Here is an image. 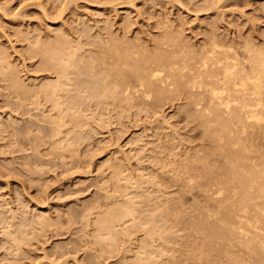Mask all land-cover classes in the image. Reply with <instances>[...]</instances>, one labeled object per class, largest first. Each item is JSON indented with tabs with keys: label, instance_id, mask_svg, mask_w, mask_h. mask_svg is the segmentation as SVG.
Here are the masks:
<instances>
[{
	"label": "rangeland",
	"instance_id": "374dc122",
	"mask_svg": "<svg viewBox=\"0 0 264 264\" xmlns=\"http://www.w3.org/2000/svg\"><path fill=\"white\" fill-rule=\"evenodd\" d=\"M2 2H0L1 3L0 7L2 5V9H1L2 11L0 10V39H1L0 44L3 45L5 43L4 46L6 47L1 45L0 46L4 48H8L9 51L8 50L7 51L9 52V54L13 51L11 53L12 55L10 54V56L12 57V59H14V61L17 60L15 61L17 63L21 61L22 65L21 63H18V65H20L19 66L20 69L24 67L22 69L21 74L22 76L25 75L24 78L27 77L26 80H28V78H29L28 81L32 80L31 82H38L40 79L43 78L42 76L48 74L47 72L48 69L39 67V65L41 66V63H38L41 62L38 61V59L41 58L39 55H37V57L34 55L31 60L30 54L32 55L31 52L33 50L32 51L30 50L32 48H35L33 46L36 45L35 43L38 40L37 36L38 37L40 36L39 38L40 40H42V38L44 39L46 38L47 40V38L53 39L54 37H58L66 33L65 36L71 38L75 43L74 45L79 44L82 46L80 50V55L83 56L86 55L88 56L91 53H97V52L98 54L99 52L101 54L103 53V51L106 52L111 48V46L115 45L112 48L119 47L121 50L127 49V51L132 52V54L142 53L143 50V52H146L147 54L148 52H150L149 54L160 55V54H156V52L160 53V51L164 50L166 53L164 52L162 53L165 54L166 57H164L163 60L166 61L168 59L167 55L172 54V53L167 54L168 52L185 53L191 50L199 51L203 47V45L208 44L213 39V37H216L217 40L226 44L229 43V44L240 45L245 41H247L248 39H249L248 41L255 43L257 45L264 44V0H71V2L70 0L68 1L67 0L64 1L63 0H2ZM4 3L6 7L4 6ZM41 9L44 10V12H42ZM4 10L6 11L4 12ZM45 11H46L45 16L48 15L46 17L44 16ZM15 14H18L16 15L17 17H14ZM19 26L20 27L22 26V28H20ZM33 27L37 31H34ZM26 29H30V30L27 31ZM39 29H41V32H38L40 31ZM17 30H21V32H18ZM14 31L16 34L19 33L21 36L19 34L16 35ZM22 31H24V33L26 32L25 33L26 36L22 37L23 35ZM167 31L169 32L167 33ZM171 32H175V33L170 34ZM49 33L51 34V37L49 36L50 35ZM56 33L58 34V36L54 35ZM41 35L43 37H41ZM167 38H169L170 40ZM163 39H165L166 42L164 40L162 43L161 41ZM22 40H23V44L21 42ZM175 40L177 41L180 40V41L177 42ZM106 41L109 43H106ZM172 41L173 43H171ZM175 42L176 45H174ZM29 44H32L33 46L30 47L28 46ZM165 44L168 46H166ZM12 45L16 46L15 48L18 53H16L15 49H13L14 46ZM26 45L30 48H28ZM121 45H123V47L125 48H123ZM23 47H26V49ZM18 48L20 52L18 51ZM176 48L179 49V51ZM26 50L30 52L27 53ZM21 53H25V54L23 55ZM27 66L29 67V69ZM98 67L99 66H96L97 72H99L100 70V67L99 68ZM26 68L28 71L26 70ZM31 70L33 71L29 72ZM39 70L42 72H40ZM87 76L88 74L84 73L80 76V79L93 80L92 77L90 76L87 77ZM1 78L2 76H0V81H1L0 82V121H1L0 122L1 125L0 126V196H2L0 197V205H1L0 206V213H1L0 214V218H1L0 262L1 263L0 264H5V263L10 264L11 262H13L11 264H14L15 262H16L15 264H74V263L136 264L135 261H133L134 260L133 257L136 251H138V249H140V246L143 245L144 243L145 245L148 244L147 245L148 247L149 246L152 247V248L149 247V249L153 250L154 251L153 253L156 254L153 255L156 258L153 259L156 262L153 264H229V263L250 264L252 263L249 262L252 259L248 258L251 256L246 252L241 251L239 248H237L238 246H236L237 249L234 246L229 247L228 251L230 252V250H232L233 254L232 252L230 253L227 252L228 255L225 253L222 254L223 252L219 253V251L215 253L216 245L214 244L213 246L210 247L208 246V244L205 245V241H203L204 234H202L199 231V227H197L198 226V224H196L197 221L199 222L200 219L203 220L206 219L201 217H208L207 215L209 214V212L215 213L220 211L219 207L216 205L218 201L217 196H221V195L216 190H214L216 189V185L210 183L209 180L210 178L214 177L217 174L218 169L220 170L221 166L223 165L224 157L220 153L221 148L219 149V146L220 147L222 146L220 145V143L221 144L223 143L222 142L219 143L218 140L219 138L216 137L217 134L214 136L213 133H211L212 129L209 130L205 127V125L204 126L202 125V122L204 123V121L200 116V112L198 113V111L190 110L187 104L190 97L186 93V89H182V88H181L182 90L175 89L176 91L174 90L170 92L171 94H169L162 101L159 102L154 100H149L150 101L149 102L148 100H145V98L143 99L142 96L139 97L134 96L133 99L134 101L129 103L131 106L128 105L127 100L126 101L123 100L121 96L120 97L116 96L118 98L114 96L109 97L108 100H106L107 101L106 102L105 100H101L100 98L95 97L93 95L89 96L87 95L86 91H84L83 94H85L84 96L85 98H87L86 102H88V106H86L82 111L83 112L82 116L84 117V119L82 120L81 126L80 124H73V122L70 121L68 125L69 127L66 125L62 127L63 132L61 134L62 135L61 138L59 137V139H62V137L64 136L63 138L64 141L62 140V142H60V140H57L56 142L57 144H55L54 139H52L53 137L52 135L55 131L56 125L52 124L53 122H51V118L49 117L50 115L51 116L56 115L57 113L56 110L52 111L51 109V111H49L50 107L48 106L49 107L48 108L46 106L48 103L46 102L47 103L46 104L45 100H43V103L40 105L38 104V102H36V100L34 101V99H30L31 101L26 99L18 100L17 95H15L16 93H14L12 89H9L8 83L6 84L4 80H1ZM3 89L4 91H6V93L3 91ZM173 92H176L175 95H173ZM12 94L13 96L14 95L15 96L13 97ZM4 95L8 96L7 101ZM91 97H95V98H92L93 100H91ZM114 98L116 99L115 102H113ZM165 100L168 102L166 103ZM27 101L29 102V104ZM94 101H96V103ZM118 102L119 103L122 102V105L119 104ZM21 103H23V105ZM107 103L109 105H106ZM140 103L145 106L141 105ZM45 112L48 113L46 116H45ZM91 113L92 115H94V118L97 117L95 118V120H97L99 116L104 118H99L98 120L100 121L96 123V121L92 118V116H90ZM95 113L96 115L97 114L98 115L96 116ZM36 114H38L39 117L38 115L36 116ZM87 118L89 119L88 121L90 122L87 121ZM10 120L11 122H9ZM164 120H166V122ZM40 122L42 125L39 124ZM83 122L85 124L89 123V125H85L83 124ZM36 125L38 127H36ZM48 125L49 126L52 125L51 127L53 128L48 127ZM70 126H72L73 128H71ZM22 127L25 129H23ZM67 128H71L73 132L71 131V129H69L71 132H66L68 130ZM48 130L51 133L48 132ZM206 130H208V132L210 133L205 132ZM2 131L3 134H1ZM24 131L27 133L26 136L24 135L26 134L24 133ZM31 131L32 132L35 131V133H32ZM29 132H31L32 134ZM18 133H20L19 134L20 136L18 135ZM65 134L69 138L66 137ZM79 134H81V136H79ZM37 136L41 138H37ZM24 137L26 138L24 139ZM22 138L24 139V141ZM213 138H217V139H213ZM66 141L68 142L71 141V143L70 142L66 143ZM50 146H53V148ZM73 146L74 148L70 149V147ZM63 148H66L67 151H65ZM48 150L52 155L48 153ZM59 153L61 155H59ZM34 154L37 155L40 154V155L36 156ZM70 154L72 156H70ZM203 155L205 157H202ZM35 156L37 158H35ZM125 158H126L125 160L126 162L124 161ZM197 158H199V160ZM206 160L208 161L206 162ZM119 162L120 164L123 163V165L122 164L120 165ZM111 163L113 165H111ZM107 164L110 166H107ZM42 166L44 168H42ZM115 168L123 174L122 176L130 177V178L129 177L126 178L121 176L120 182L123 183V185L126 184L124 180L128 182L132 181L131 183H127L125 186H123L125 188L122 190H126L127 188H129V192L132 191L130 193L131 195L134 194L139 195L140 198L143 199L144 204L142 203L143 206H141V208L143 209L145 207L144 208L146 209L145 213H148L147 211H149L151 216L153 214L156 215V217H159V214L156 213H160L161 211L159 210H162L163 206L165 208L166 207L165 205L167 203L171 205V210L180 212L178 216L179 221L177 223L174 224L172 220H168L169 222L167 225L169 226L173 224L172 228L174 229L172 231H169L173 233L167 234L168 236L164 235L165 237L164 239L167 240H164L163 242V239L162 240L159 239L156 240L157 241L156 242L153 239H150L151 237L149 236H147L148 238H146L144 233L145 230L143 229L139 230L140 228L132 227V228H127V229H131V230H127L128 233L126 231H123L122 232L123 234L120 235L121 238L118 241L119 244L121 243H122L121 245L126 244V246H120L118 244L110 247L109 245L101 246L94 241L95 237L98 235V232L100 230L96 231L98 229H97V225L93 224L92 222L93 219L95 220L98 211H103L104 209H106L108 205H110V203H112L116 199L112 196V194L115 193L114 190L112 189L114 185L113 183L114 180L112 179H114L115 177L114 175H111V174H115V172L113 171ZM191 168L192 171L190 170ZM30 169L32 170L30 171ZM127 170L129 172H127ZM141 171L142 174L140 175L139 173ZM123 172L124 173L127 172V173L124 174ZM203 173H207V174H203ZM137 176L139 177L136 178ZM148 177L150 178L149 182L147 181ZM205 178L208 179L204 180ZM134 179L136 181L138 180L139 181L134 183L135 182ZM188 179L189 181H187ZM191 179H193V181ZM109 180L112 181L109 182ZM142 183L144 185H142ZM146 183H150V184H146ZM154 184L157 186H153ZM138 186L141 188H139ZM107 187H109V189H107ZM153 189H155L156 191ZM136 190L138 191L136 192ZM212 190H214L215 193ZM111 192L113 193L111 194ZM140 192L141 194H139ZM155 192L158 194H156ZM205 193H207L206 197H205ZM150 195L152 197H150ZM125 196L126 194L122 195L121 198L117 197V199L119 198L124 199L123 197ZM154 196H158V198ZM169 196L171 197L169 198ZM98 198L101 200H99ZM105 198L110 200V202ZM144 198L147 199L151 198V199L146 200ZM215 198H217V200L212 201L215 200ZM90 200L94 202L92 203ZM88 206L90 209L87 208ZM146 206H150V207H146ZM208 207H210L211 209H208ZM87 209H89L88 211L94 209L90 212L93 216L88 215L90 213L86 212ZM38 212L40 215L38 214ZM184 212H186V214ZM41 213L42 214L45 213L46 215L45 214L43 215L46 217H44ZM13 214L15 218L17 217L16 221L15 218L12 216ZM72 215H74L75 218ZM35 216H37L36 217L37 220H39L40 218L39 216H41L45 220L50 222L43 221L44 222L43 224L33 223L32 225L31 224L32 220H36ZM86 216H90V218ZM2 218H4V220ZM19 218H22L23 220L22 219L19 220ZM50 218L53 220H51ZM71 218L73 219L72 221L69 220ZM193 218L194 219L196 218L198 220L195 219L194 221H192ZM54 219L58 221L57 223H55L56 225L52 224L56 222ZM87 219H89L88 223H87ZM81 220L83 221L81 222ZM3 221L5 223H3ZM189 221H192L190 222L192 224H190ZM85 222L87 225L85 224ZM18 223L21 226L23 225L25 228L21 226L19 227ZM46 223L50 225L47 226ZM126 223H127L126 225H124V223H121V225H117V229L121 227L120 229L126 230L125 227L127 225H130L128 224L129 222ZM4 224L6 225V227ZM7 224L10 228L7 226ZM35 224H37V226ZM26 225L28 227H26ZM43 225L45 226L43 227ZM94 225L96 227H94ZM46 226L49 227L50 229L47 228ZM87 226L89 228H87ZM19 228L22 229L20 230ZM3 229L5 230L3 231ZM24 230L28 233L29 238H27L28 235L25 238L24 237L25 235L24 236L22 235L23 236L22 237L19 234ZM92 230L95 231L93 232ZM122 230H120V232ZM8 231L13 232L14 234L16 232V236L17 234L18 236L20 235V238H22L20 241L22 242L23 240L22 243L24 244L31 242V246H29L30 245L29 243L22 245V243L20 242L21 249L24 248L23 252L25 251L26 255L28 253L27 256L21 254L23 253L21 249L19 250L20 253L16 250L17 247L16 248L14 247L15 246V244H13L14 242H12L11 238L7 236ZM29 233H33V234L30 235ZM34 233L37 235H34ZM39 233L41 237L37 238L40 236ZM177 233H180V235H178ZM99 234H101V232H99ZM32 238L34 240L31 241ZM145 238L150 240L146 241ZM121 239L122 240L124 239V241H121ZM125 240H127L126 243H123L125 242ZM139 240L141 241V243ZM136 242H138V244ZM25 246L30 251V255H29V251L25 250L26 249ZM99 246L104 247L102 248L103 250ZM117 246H120V248ZM154 246L156 247V250ZM200 246H202V248ZM111 247H113V249ZM121 248L122 250H119ZM171 248L172 249L174 248L173 251H171L172 250ZM188 248L190 250H188ZM207 248H209V250H213V249L215 250L210 252ZM95 249L96 251L93 252V250ZM133 249L135 250V252L133 251ZM9 250L12 254L9 252ZM237 250L239 255L237 254ZM128 251L132 253H128ZM156 251H159V253H157ZM161 251L162 252L164 251L165 253H162ZM240 252L241 253L244 252V253L241 254ZM18 253L21 256H19ZM208 253H210L209 254L210 256H208ZM15 254H18L17 257ZM203 254H205V257ZM7 255L10 257H8ZM170 255H172L173 257ZM233 255L234 257H231ZM216 256H218V259H216L217 258ZM206 257L209 258L207 259ZM230 257L233 259L228 260ZM96 258L98 259L97 261ZM241 258L243 259L241 260ZM236 259L239 261H237Z\"/></svg>",
	"mask_w": 264,
	"mask_h": 264
},
{
	"label": "bare ground",
	"instance_id": "6f19581e",
	"mask_svg": "<svg viewBox=\"0 0 264 264\" xmlns=\"http://www.w3.org/2000/svg\"><path fill=\"white\" fill-rule=\"evenodd\" d=\"M0 2H2V0ZM70 2H71V0H70ZM66 3H68V2H66ZM4 6H5V3H4ZM1 9H2V5L0 7V10ZM42 9H43V7H42ZM5 11L6 10H4V12ZM42 12H44V10H42ZM45 14H46V11L44 13V16H45ZM16 15H18V14H15L14 17H17ZM46 16H48V15H46ZM20 28H22V26ZM33 29H34V27H33ZM26 30L28 31L30 29H26ZM39 30L40 31H38V32H41V29H39ZM62 30H64V29H62ZM17 31L21 32V30H17ZM34 31H37V30L34 29ZM168 32L169 31H167V33ZM14 33H15V31H14ZM22 33H23L22 37L26 36V34H25L26 32L24 33V31H22ZM51 33H53V32H51ZM61 33H59V34H61ZM172 33H175V32H171L170 34H172ZM18 34L19 33H17L16 35H18ZM29 34H31V33H29ZM65 34L58 36V34L56 33L54 35H57L58 37H54L53 39L47 38V40H46V38L45 39L42 38V40H40L39 39L40 36L39 37L37 36L38 40L35 43L36 45L33 46L32 44H34V43L28 45L30 47H32V46L35 47V48H32L30 50V51L33 50L31 52L32 55L30 54L31 60H32V57L34 55L36 57H37V55H39L41 57V58L39 57L40 59L37 58L38 61H41V62H38V63H41V66L38 64L39 67L44 68V69H48V71H47L48 74L45 76H42L43 78L40 79L39 81L37 80L38 82H31L32 80L28 81L29 78H28V80H26L27 77L24 78L25 75L22 76V74H21L22 69L24 67L22 69H20V67H19L20 65H18V63H21V61L18 63L15 62L17 60L14 61V59H12V57L10 56V54L13 51L9 54V52H8L9 49L4 48V47H6V46H4L5 43L3 42L4 43L3 45L0 44L1 46H4V47L0 46V74H1L0 76H2L1 80H4L6 84L8 83L9 89H12V91H14V93H16L15 95H17V99L18 100L19 99L20 100L21 99L22 100L23 99H26V100L34 99V101L36 100V102H38L39 105L43 103V100H45V103L46 102L48 103V104L46 103L47 104L46 106L50 107V108L48 107L49 111H51V109H52V111L56 110V112H57L56 115H53L54 114L53 113L52 114L53 116L50 115V117H49V118H51V122H53L52 124L56 125L55 131L52 135L53 136L52 139H54L55 144H57L56 143L57 140H60V142H62L64 136L62 137V139H59V137L61 138V136H62L61 135L63 132L62 127L65 125L68 126L70 121L73 122V124H80V126H81L82 120L84 119V117L82 116V113H83L82 111L86 106H88V102H86L87 98H85V96H84L85 94H83L84 91H86L87 95H89V96L93 95V96L98 97L101 100H105V101L108 100L109 97H113V96L114 97H116V96L120 97L121 96V98L125 101L127 100L128 105H130L129 103L134 101L133 100L134 96H136V97L142 96L143 99L145 98V100H148V101L154 100V101L159 102V101H162L166 96L171 94L170 92L174 91L175 89L176 90H179L181 88L186 89V93L190 97L189 101L187 102L190 110L198 111V113L200 112V116L202 117V119L204 121V123L202 122V125L203 126L205 125V127L209 130L212 129L211 133H213L214 136L217 134L216 137L219 138L218 139L219 143L220 142L223 143V144L220 143V145H222L221 147L219 146V149L221 148L220 153L224 157L223 165L222 166L220 165L221 166L220 170L218 169L217 174L214 177L210 178V180H209L210 183L216 185V189H214V190H216L221 195V196H217L218 201H217V205H216L219 207L220 211L215 212V213L209 212V214L207 213L208 217H201L204 219L206 218L205 220L200 219L199 222L198 221L196 222V224H198L197 227H199V231L202 234H204L203 235V237H204L203 241H205V245L208 244L209 247L213 246L215 244L216 245L215 246V249H216L215 253L217 251H219V253L223 252L222 254L225 253L227 255H228L227 252H229L228 251L229 247L234 246L236 248V246H238L237 248H239L241 251H244L251 256V257H248V258L252 259L250 261L248 260L249 262H252L250 264H264V44L263 45H257L255 43L248 41L249 39L240 45L229 44V43L226 44V43H223V42H220L219 40H217L216 37H213V39L208 44H206V45L202 44L203 47L201 46L202 48L199 51L191 50V51L185 52V53L168 52L167 54H169V53H172V54L167 55L168 59L166 61V60H163L164 57H166L165 54L162 53V52L166 53L164 50L160 51V53L156 52V54H160V55L149 54L150 52H148V51H147L148 52V54H147L146 52H143V50H142V53H136V54L133 53L132 54V52L127 51V49L121 50L119 47L112 48L115 45L111 46V48L108 51H106V52L103 51V53H101V54H100V52H99V54L97 52V53H91L88 56L87 55L83 56V55H80V50H81L82 46L79 44L74 45L75 43L73 42V40L71 38L66 37ZM12 35H14V34H12ZM181 35H183V34H181ZM1 36H3V35H1ZM49 36L51 37V34ZM41 37H43V36L41 35ZM168 37H170V36H168ZM16 39H18V38H16ZM167 39H169V38H167ZM172 39H174V38H172ZM23 40H24V38H23ZM23 40L21 41L22 44H23ZM25 40H26V38H25ZM164 40L165 39H163L161 42L163 43ZM183 40H184V38H183ZM175 41H177V40H175ZM178 41H180V40H178ZM15 42H13V43H15ZM31 42H34V41H31ZM165 42H166V40H165ZM81 43H83V42H81ZM106 43H109V42L106 41ZM124 43H126V42H124ZM171 43H173V41ZM171 45H173V44H171ZM174 45H176V42L174 43ZM12 46H14V45H12ZM121 46L123 47V45H121ZM166 46H168V45H166ZM186 46H187V44H186ZM15 47L16 46H14V48L13 47H11V48L15 49V51H16ZM30 47H28V48H30ZM169 47H171V46H169ZM23 48L26 49V47H23ZM123 48H125V47H123ZM139 48H141V47H139ZM173 48H175V47H173ZM177 50L179 51V49H177ZM184 50H185V48H184ZM18 51H19V48H18ZM26 51H27V53L30 52L28 50H26ZM21 52H23V51H21ZM33 52H34V54H33ZM16 53H18V52L16 51ZM21 54L24 55L25 53H21ZM25 57H26V55H25ZM21 58H24V57H21ZM25 64H23V65H25ZM36 64H37V62H36ZM21 65H22V63H21ZM96 66L100 67L99 72L96 71ZM28 69H29V67H28ZM26 70H27V68H26ZM32 71L33 70H31L29 72H32ZM40 72H42V71H40ZM43 72H44V70H43ZM84 73H86V74H88V76L92 77L93 80H85V79L82 80V79H80V76ZM36 74H38V73H36ZM35 79H33V80H35ZM2 83H3V81H2ZM2 86H3V84H2ZM3 91H4V89H3ZM73 91H74V93H73ZM4 92L6 93V91H4ZM175 93L176 92H173V95H175ZM12 96H13V94H12ZM180 96H181V94H180ZM4 97L7 101L8 96L4 95ZM95 97H91V100H93L92 98H95ZM118 97H116V98H118ZM182 97H184V96H182ZM110 99H112V98H110ZM115 100L116 99L114 98L113 102H115ZM17 101H16V103H17ZM94 102L96 103V101H94ZM136 102H138V101H136ZM165 102L167 103L168 101L165 100ZM21 104L23 105V103H21ZM28 104H29V102H28ZM119 104L122 105V102ZM153 104H155V103H153ZM103 105H104V103H103ZM106 105H109V104L107 103ZM141 105H143V104H141ZM125 106H127V105H125ZM143 106H145V105H143ZM24 107H22V108H24ZM19 108H20V106H19ZM89 108H90V106H89ZM122 108H123V106H122ZM89 112H92V111H89ZM38 114H40V113H38ZM38 114H36V116ZM47 114L48 113L45 112V116ZM95 115H96V113H95ZM188 115H189V113H188ZM45 116H43V117H45ZM90 116H92V118L94 120H95V118H97V117L94 118V115H92V113ZM23 117H25V116H23ZM38 117H39V115H38ZM194 117H195V115H194ZM40 118H41V116H40ZM99 118H104V117L99 116ZM98 119L95 120L96 123L98 121H100ZM105 119H107V118H105ZM88 120L89 119L87 118V121ZM194 120H196V119H194ZM102 121H103V119H102ZM164 121L166 122V120H164ZM9 122H11V120ZM88 122H90V121H88ZM39 124H41V122ZM83 124H85V123L83 122ZM85 125H89V123H87ZM51 126L48 125V127H51ZM80 126H77V127H80ZM94 126H95V124H94ZM36 127H38V126L36 125ZM70 127L73 128L72 126H70ZM51 128H53V127H51ZM71 128H67L68 130L66 132H71L72 131ZM85 128H87V127H85ZM1 129H2V127H1ZM23 129H25V128H23ZM23 129H22V131H23ZM69 129H71V131ZM37 130H40V129H37ZM4 131H5V129H4ZM25 131H24V133L27 132V131L26 132ZM13 132H15V131H13ZM31 132H29V133H31ZM48 132H50V131L48 130ZM205 132H208V130H206ZM32 133H35V131ZM40 133H42V132H40ZM208 133H210V132H208ZM1 134H3V131ZM19 134L20 133H18V135ZM45 134H48V133H45ZM11 135H13V134H11ZM21 135H22V133H21ZM24 135L26 136L27 133ZM79 136H81V134H79ZM5 137H7V136H5ZM66 137H68V136L66 135ZM25 138L26 137H24V139ZM37 138H41V137L37 136ZM49 138H51V137H49ZM78 138H80V137H78ZM24 139H23V141H24ZM74 139H77V138H74ZM213 139H217V138H213ZM218 140H216V141H218ZM19 141H20V139H19ZM69 142L71 143V141H69ZM69 142L66 141V143H69ZM21 143H22V140H21ZM80 143H82V142H80ZM69 145H71V144H69ZM47 146H49V145H47ZM50 147L53 148V146H50ZM37 148H39V147H37ZM71 148H74V146L70 147V149ZM58 149H59V147H58ZM63 149L65 151H67L66 148H63ZM49 150H51V149H49ZM49 150H48V153H50ZM60 153H59V155L62 154V153L61 154ZM55 154H57V153H55ZM34 155L38 156L40 154H38V155L34 154ZM36 156H35V158H37ZM41 156H43V155H41ZM53 156H55V155H53ZM70 156H72V155L70 154ZM125 157H127V156H125ZM202 157H205V156L203 155ZM202 157H200V158H202ZM208 157H210V156H208ZM120 158H122V157H120ZM62 159H65V158H62ZM68 159H70V158H68ZM197 159L199 160V158H197ZM116 160H118V159H116ZM125 160H126V158L124 159V161ZM207 161L208 160H206V162ZM211 163H214V162H211ZM119 164H120V162H119ZM121 164L123 165V163H121ZM32 165H34V164H32ZM37 165H39V164H37ZM111 165H113V164L111 163ZM196 165H199V164H196ZM107 166H110V165L107 164ZM115 166H118V165H115ZM217 166H219V165H217ZM30 167H32V166H30ZM178 167H179V165H178ZM42 168H44V167L42 166ZM182 168H184V167H182ZM202 168H204V167H202ZM185 169H186V167H185ZM194 169H196V168H194ZM31 170L32 169H30V171ZM116 170H117L116 168L113 170L115 172V174H111V175H114V177H115V178L113 177L114 179H112V180H114V182H113L114 188L112 187V189L114 190L115 193H118V194H115V193L112 194L113 192H111L112 196L116 199L114 200L112 198L114 201L111 200L113 202L110 203V205H108L106 207V209H104L103 211H98L95 220L93 219V221H92L93 224L97 225L98 230H96V231L100 230L99 232H101V234H99V232H98V235L95 237V240L94 239L93 240L98 245H101V246L109 245V247H110V246H115L117 244L120 246H126V244L125 245H121L122 243L119 244L118 241L121 238L120 235L123 234L122 232L126 231L128 233L127 230H131V229H127V228H132V227L133 228H135V227L140 228L139 230H141V229L145 230V232L144 231L143 232L145 233L146 238H148L147 236H149V237H151L150 239H153L154 241L159 240V239H161V240L163 239V242H164V240H167V239H164L165 238L164 235L173 233V232H169V231H172L174 229V228H172L173 224H171L169 226L167 225L169 222L168 220H172L174 222V224L177 223L179 221L178 216H179L180 212L175 211V210L174 211L171 210V205H169L167 203L165 205L166 206L165 208L163 206L162 207L163 209L159 210V211H161L160 212L161 214L156 213V214H159V217H156V215H153V214L151 216L149 211H147L148 213H145V211H146V209H144L145 207L143 209L141 208V206H143V204H144L143 199H141L140 196L137 194L131 195L130 193L132 191L129 192V188H127L126 190H122L125 188L123 186H125L127 183H131L132 181L128 182V181L124 180V182H126V184L123 185V183L120 182L121 176L123 174L119 170H117V172H116ZM190 170L192 171V168ZM174 171H175V169H174ZM127 172H129V171L127 170ZM127 172H125V173L123 172V173L126 174ZM206 172H207V170H206ZM178 173H180V172H178ZM139 174L141 175L142 171ZM203 174H207V173H203ZM175 175H173V176H175ZM122 177L127 178L129 176H122ZM138 177L139 176H137L136 178H138ZM179 178H180V176H179ZM109 179H111V178H109ZM206 179H208V178H205L204 180H206ZM112 180H109V182ZM132 180H133V178H132ZM142 180H144V179H142ZM149 180H150V178L148 177L147 181L149 182ZM191 180L193 181V179H191ZM138 181L135 180L134 183H136ZM187 181H189V179ZM161 183H163V182H161ZM106 184H108V183H106ZM138 184H140V183H138ZM146 184H150V183H146ZM212 184H210V185H212ZM142 185H144V184L142 183ZM109 186H110V184H109ZM153 186H157V185L154 184ZM213 187H215V186H213ZM139 188H141V187H139ZM161 188H164V187H161ZM161 188H159V189H161ZM107 189H109V187H107ZM155 189H153V190H155ZM214 190H212V191L214 192ZM137 191L138 190H136V192ZM212 191H210V192H212ZM109 192H106V193H109ZM217 192H216V194H217ZM125 194H126V196L123 197L124 199H120L122 197V195H125ZM139 194H141V192ZM156 194H158V193H156ZM206 194L207 193H205V197H206ZM147 195H149V194H147ZM163 196H165V195H163ZM166 196H168V195H166ZM0 197H2V196H0ZM106 197H108V196H106ZM117 197H120V198L117 199ZM150 197H152V196L150 195ZM154 197L158 198V196H154ZM170 197L171 196H169V198ZM160 198H162V197H160ZM160 198H159V201H160ZM173 198H175V197H173ZM217 198H215V200H212V201H216ZM110 199H111V197H110ZM144 199L149 200L151 198H148V199L144 198ZM163 199H161V200H163ZM99 200H101V199H99ZM106 200H108V199H106ZM94 201H95V199H94ZM94 201H91V202L93 203ZM108 201L110 202V200H108ZM209 201H211V200H209ZM96 205H99V204H96ZM201 205H203V204H201ZM104 206H106V205H104ZM101 207H103V206H101ZM101 207H100V209H101ZM146 207H150V206H146ZM87 208H89V206ZM153 208H156V207H153ZM173 208H175V207H173ZM178 208H180V207H178ZM11 209H13V208H11ZM89 209H87V211L86 210L85 211L90 213L92 210H94V209H91V211H88ZM208 209H211V208L208 207ZM24 212H25V210H24ZM41 212H43V211H41ZM15 213H16V211H15ZM59 213H60V211H59ZM184 213L186 214V212H184ZM38 214H39V212H38ZM43 214H45V213H43ZM87 214H85V215H87ZM185 214H184V216H185ZM88 215L93 216L91 213ZM182 215H183V213H182ZM12 216L14 217V214ZM47 216H49V215H47ZM72 216L74 217V215H72ZM201 216H202V214H201ZM27 217H29V216H27ZM36 217L37 216H35V218ZM39 217H40L39 220H37V218H36V220H32V222L30 221L31 224L32 225H33V223L43 224L44 223L43 221L50 222V221L45 220L41 216H39ZM44 217H46V216H44ZM86 217L90 218V216H86ZM16 218H15V221H16ZM2 219L4 220V218H2ZM21 219L22 218H19V220H21ZM195 219L193 218L192 221H194ZM0 220H1V218H0ZM51 220H53V219H51ZM69 220L72 221L73 219L71 218ZM196 220H198V219H196ZM82 221L83 220H81V222ZM88 221H89V219H87V223H88ZM192 221H189V223ZM25 222H28V221H25ZM57 222L58 221H56L52 224H55ZM126 222H129L128 224H130V225H127L125 227L126 230L120 229L121 227H119V226H118L119 228L117 229V225H121V223H124V225H126L127 224ZM3 223H5V222L3 221ZM46 224H47V226L50 225L48 223H46ZM85 224H86V222H85ZM190 224H192V223H190ZM190 224H188V225H190ZM9 225H10V223H9ZM35 225L37 226V224H35ZM45 225H43V227ZM124 225H122V226H124ZM7 226H8V224H7ZM14 226H13V228H14ZM18 226L20 227L21 225H19V223H18ZM88 226H87V228H89ZM5 227H6V225H5ZM21 227L25 228L23 225ZM26 227H28V226L26 225ZM94 227H96V226L94 225ZM47 228H49V227H47ZM19 229H18V231H19ZM119 229L122 231L120 232ZM4 230L5 229H3V231ZM25 230L20 232V233L18 232V233L21 236L25 235L24 237L26 238L28 233ZM6 231H7V228H6ZM41 231H44V230H41ZM92 231L94 232L95 230H92ZM36 232H39V231H36ZM138 232H140V231H138ZM180 233H177V234L180 235ZM29 234L32 235L33 233H29ZM95 234H97V233H95ZM174 234H176V233H174ZM20 235L18 236V234H17V236H16V232L14 234L11 231L10 232L8 231V234H7V236H9V238H11V241L14 242L13 243V244H15L14 247L15 248L17 247L16 250L18 252L21 249V243L23 242V240H22V242L20 241L22 239V238H20ZM34 235H37V234L34 233ZM39 235H40V233H39ZM85 235H86V233H85ZM124 236H125V234H124ZM171 236H173V235H171ZM174 236H176V235H174ZM191 236H192V234H191ZM191 236H189V237H191ZM40 237H41V235L37 238H40ZM131 237H133V236H131ZM142 237H144V236H142ZM170 237H168V238H170ZM27 238H29V235L27 236ZM146 238H145L146 241L150 240V239H146ZM173 238H172V240H173ZM32 240H34V239L32 238L31 241ZM121 241H124V239L123 240L121 239ZM126 241L127 240H125V242H123V243H126ZM142 241H144V240H142ZM216 241H217V243H216ZM129 242H130V239H129ZM28 243L30 244L29 246H31V242H28ZM28 243H25V244H28ZM83 243H85V242H83ZM136 243L138 244V242H136ZM140 243H141V241H140ZM199 243H201V242H199ZM13 244H12V246H13ZM23 244L24 243H22V245ZM32 244H34V243H32ZM146 244H147V242H146ZM194 244H196V243H194ZM10 245H11V243H10ZM92 245H94V244H92ZM147 245H145V243H144L143 245L140 246V249H138V251H136V253L133 257L134 258L133 261H135L136 264H153V263H156L153 260V259H156L153 256L156 254L153 253L154 251L149 249L150 246L148 247ZM120 246H117V247L120 248ZM189 246H191V245H189ZM202 246H204V245H202ZM202 246H200V247L202 248ZM194 247H196V246H194ZM25 248H26V246H25ZM100 248L102 249L104 247H100ZM111 248L113 249V247H111ZM130 248H131V246H130ZM150 248H152V247H150ZM190 248H192V247H190ZM203 248H205V247H203ZM211 248H213V247H211ZM23 249L24 248L21 249L22 252H23ZM173 249L171 251H173ZM193 249H191V250H193ZM207 249L209 250V248H207ZM215 249L209 250V251L212 252ZM10 250H9V252H10ZM13 250H15V249H13ZM25 250H28V249L26 248ZM119 250H122V248ZM155 250H156V247H155ZM161 250H162V248H161ZM164 250H166V249H164ZM188 250H190V249L188 248ZM94 251H96V249L93 250V252ZM107 251H109V250H107ZM114 251H116V250H114ZM124 251H126V250H124ZM133 251L135 252L134 249H133ZM176 251H178V250H176ZM233 251H235V250H233ZM156 252L159 253V251H156ZM230 252H232V250H230ZM244 252H242V253H244ZM106 253H108V252H106ZM128 253H132V252L128 251ZM162 253H165V252L163 251ZM18 254H15L16 257ZM21 254H24V256L28 255V253L26 255L25 251ZM169 254H171V253H169ZM209 254L210 253H208V256H210ZM232 254H233V252H232ZM237 254H238V250H237ZM247 254H246V256H247ZM29 255H30V251H29ZM203 255L205 257V254H203ZM19 256H21V255L19 254ZM97 256H100V255H97ZM164 256H165V254H164ZM170 256H172V255H170ZM224 256H226V255H224ZM235 256H237V255H235ZM8 257H10V256H8ZM22 257H21V259H22ZM102 257H103V255H102ZM216 257H217L216 259H218V256H216ZM231 257H234V255ZM231 257L228 260L233 259ZM252 257H254V258H252ZM128 259H130V258H128ZM242 259L243 258H241V260ZM97 260L98 259L96 258V261ZM215 261H218V260H215ZM237 261H239V260H237ZM19 262H20V260H19ZM227 262H230V261H227ZM11 263H13V262H11ZM5 264H7V263H5ZM74 264H78V263H74Z\"/></svg>",
	"mask_w": 264,
	"mask_h": 264
}]
</instances>
